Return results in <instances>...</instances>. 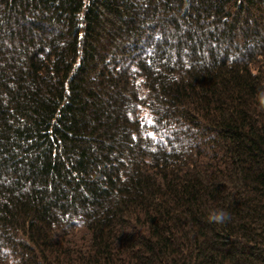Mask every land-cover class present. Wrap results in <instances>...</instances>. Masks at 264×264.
<instances>
[{
    "label": "trees",
    "instance_id": "16d2710c",
    "mask_svg": "<svg viewBox=\"0 0 264 264\" xmlns=\"http://www.w3.org/2000/svg\"><path fill=\"white\" fill-rule=\"evenodd\" d=\"M261 92L264 0H0V264H264Z\"/></svg>",
    "mask_w": 264,
    "mask_h": 264
},
{
    "label": "clouds",
    "instance_id": "9594fccd",
    "mask_svg": "<svg viewBox=\"0 0 264 264\" xmlns=\"http://www.w3.org/2000/svg\"><path fill=\"white\" fill-rule=\"evenodd\" d=\"M260 100L262 103H264V92L260 93ZM208 219L214 222H223L225 219H227V216H226V213L221 210L218 212L211 213Z\"/></svg>",
    "mask_w": 264,
    "mask_h": 264
}]
</instances>
